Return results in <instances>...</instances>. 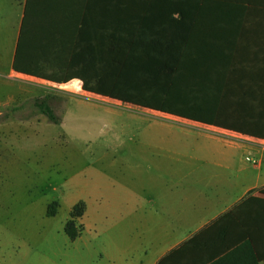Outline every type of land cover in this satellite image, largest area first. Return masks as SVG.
Instances as JSON below:
<instances>
[{"label":"crops","instance_id":"crops-1","mask_svg":"<svg viewBox=\"0 0 264 264\" xmlns=\"http://www.w3.org/2000/svg\"><path fill=\"white\" fill-rule=\"evenodd\" d=\"M115 1L122 0H0L7 77L31 76L12 68L21 30L18 57L59 78L79 72L77 66L115 64L136 47L137 65L165 75L174 112H206L212 120L155 110L168 115L171 122L163 125L224 151L163 155L193 165L175 175L196 176L192 184L217 191L199 189L193 201L180 204H158L150 195L145 216L131 204L121 223L136 233L96 235L93 249L79 252L74 264H264V218L245 206L260 205L249 198L264 199L258 191L264 187V0H124L119 23ZM132 32L135 41L127 35ZM90 78L78 74L67 82L74 81L76 92L75 80ZM239 147L245 161L255 160L249 171L236 164L232 150Z\"/></svg>","mask_w":264,"mask_h":264},{"label":"rangeland","instance_id":"rangeland-1","mask_svg":"<svg viewBox=\"0 0 264 264\" xmlns=\"http://www.w3.org/2000/svg\"><path fill=\"white\" fill-rule=\"evenodd\" d=\"M0 52V264H74L79 252L93 249L96 235L127 229L121 220L131 204L145 216L150 195L158 204H180L199 189L217 191L192 184L196 176H177L193 165L162 156L224 151L223 145L165 127L167 114L83 90L78 80L81 91L74 92V81L7 77L6 50ZM40 101L56 121L39 112ZM232 151L238 168L252 169L242 148ZM79 200L85 209L75 225L82 235L71 240L63 228ZM129 226L126 232L136 233Z\"/></svg>","mask_w":264,"mask_h":264},{"label":"trees","instance_id":"trees-1","mask_svg":"<svg viewBox=\"0 0 264 264\" xmlns=\"http://www.w3.org/2000/svg\"><path fill=\"white\" fill-rule=\"evenodd\" d=\"M114 4V22L119 23L120 21H125L126 15L124 12L127 2L124 0L115 1ZM115 35L118 36L120 34ZM127 35L132 41L137 39V32H132ZM20 52H23L22 30L18 38L12 65L13 70L17 72L45 78L55 83H66L69 77H74L78 74L84 76L85 73H88L91 78L88 80H82L81 87L83 90L108 96L133 105H139L162 112H169L182 117L198 119L206 121L207 123L212 122L210 114L206 112H174L173 107L169 104L170 98L167 96V82L165 75H152V69L149 68V66L137 65L136 47L126 51L123 56L118 59L119 62L116 64L77 66L76 69L79 72L68 73L64 78H59L57 75H50L47 72V69L49 68L48 66L25 63L24 61L27 58L24 60L20 59V57H18ZM35 105L39 109V112L45 114L49 120L56 121L51 108L44 101L37 102ZM258 191L264 194V187L259 188ZM247 201L255 202L254 204L259 203L260 205L247 204L245 206H250L252 210H255L257 218H264V199L253 197L249 198ZM54 205L55 202H51L47 206V214L50 216L54 215L56 212L55 208H53ZM84 209V202L79 200L73 204L69 212V217L65 221L63 230L71 240L75 239L80 232V230L76 228L75 220L83 215ZM258 226L260 227V225Z\"/></svg>","mask_w":264,"mask_h":264},{"label":"built area","instance_id":"built-area-1","mask_svg":"<svg viewBox=\"0 0 264 264\" xmlns=\"http://www.w3.org/2000/svg\"><path fill=\"white\" fill-rule=\"evenodd\" d=\"M225 134V136H227V137H230V138H232L231 136H234V135H231V134H229V133H224ZM246 160H248V161H250L251 163H255V160H253V159H250L249 157H246Z\"/></svg>","mask_w":264,"mask_h":264}]
</instances>
